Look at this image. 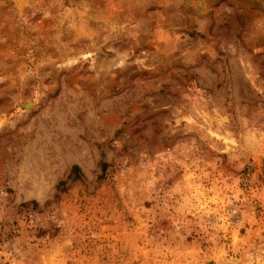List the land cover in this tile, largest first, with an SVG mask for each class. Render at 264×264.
<instances>
[{"label":"rangeland","instance_id":"rangeland-1","mask_svg":"<svg viewBox=\"0 0 264 264\" xmlns=\"http://www.w3.org/2000/svg\"><path fill=\"white\" fill-rule=\"evenodd\" d=\"M0 264H264V0H0Z\"/></svg>","mask_w":264,"mask_h":264}]
</instances>
